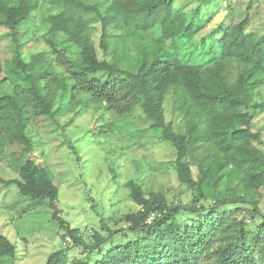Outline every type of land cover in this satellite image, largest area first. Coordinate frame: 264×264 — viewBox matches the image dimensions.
<instances>
[{
    "label": "trees",
    "instance_id": "obj_1",
    "mask_svg": "<svg viewBox=\"0 0 264 264\" xmlns=\"http://www.w3.org/2000/svg\"><path fill=\"white\" fill-rule=\"evenodd\" d=\"M43 1L49 4L48 14L40 17L47 47L30 63L23 53L21 29L37 19ZM97 22L105 53L116 48L112 36L126 37L140 54V62L135 64L120 54L101 59L88 31ZM198 23L197 14L184 20L170 0H111L106 6L84 0H0V25L8 29L13 41L6 72L15 81L0 79V154L8 157L7 146L18 142L25 156L12 160L18 176H0V183L16 185L21 194L39 204L48 200L51 208L57 207L58 190L41 181L39 166L30 158L34 141L27 130L34 117L55 115V97L61 89L73 95L85 92L86 97L76 103L97 100L120 113L140 104L153 120L152 127L161 129L162 139L175 146L178 179L196 190L194 203L171 205L159 193L146 196L132 181L131 196L142 209L126 215L129 231L113 230L105 223V233L93 232L92 242L87 240L89 234L72 227L55 210L52 218L65 227L72 244L52 252L44 264H264V212L262 222L251 229L241 221L233 231L219 230V207L247 204L259 210L264 152L255 145L262 136L251 127L250 116L245 126L237 124L239 108L249 104L220 68L203 72L176 51ZM244 26L242 21L232 28L221 24L217 29L226 57H234L244 47ZM98 72L111 78L103 80ZM169 88L182 104L193 108L185 134L174 131L165 119L163 102ZM192 165L198 167L197 178ZM206 183L212 185L209 191ZM207 198L216 204L198 205L197 200ZM183 213L195 215L198 227L193 223L191 231H184L179 224ZM217 237L223 242L211 250ZM73 247L82 250L80 256L70 255ZM16 253V244L0 232V264H17Z\"/></svg>",
    "mask_w": 264,
    "mask_h": 264
},
{
    "label": "rangeland",
    "instance_id": "obj_2",
    "mask_svg": "<svg viewBox=\"0 0 264 264\" xmlns=\"http://www.w3.org/2000/svg\"><path fill=\"white\" fill-rule=\"evenodd\" d=\"M84 1L106 6L111 0ZM170 1L174 11L184 20L195 14L199 19L193 34L177 46L179 56L200 66L203 72L220 68L249 104L239 108L237 124L245 126L250 116L251 127L262 136L255 145L264 152V0ZM48 8V2H41L36 12L37 19L21 29L23 53L30 63L47 47L40 17L48 14ZM242 21H245L244 33L247 35L244 47L234 57H226L223 55V37L217 29L221 24L232 28ZM91 26L88 30L90 39L101 59L120 54L135 64L140 62V54L126 37L112 36L110 40L116 48L105 53L100 47V23ZM7 32L8 29L0 25V79L6 77L9 82H15L6 72L13 57V41ZM96 75L103 80L111 78L103 72ZM85 97V92L73 95L58 89L55 115L34 117L27 130L34 141L30 158L39 166L41 181L58 190L57 207L51 208L48 200L39 204L21 194L16 185L0 183V232L16 244L17 264H44L52 252L65 244H72L67 239L70 235L65 227L52 218L55 210L72 227H79L84 234H89L87 240L91 242L93 232L105 233V223L110 224L113 230L123 228L128 232L131 223L125 220L126 215L142 209V205L131 196L132 181L142 187L146 196L159 193L171 205L179 202L192 204L197 199L196 190L178 179L175 146L162 139L161 129L152 127L153 120L140 104L130 112L120 113L97 100L76 103ZM163 107L165 119L171 123L172 129L185 134L193 108L182 104L172 88L165 93ZM23 148L22 144L12 142L7 146L9 156L0 154L1 177L18 176L12 160L25 158ZM192 173L194 178L198 177L196 165H192ZM224 185L228 188L227 182ZM210 186L205 184L208 191ZM258 194V211L247 204L219 207L216 215L222 219L220 233L233 231L241 221L247 229L262 222L264 185ZM197 202L208 208L216 204L212 198ZM246 211H249L248 215L244 214ZM153 218L154 215L150 220ZM179 218L184 231L187 228L191 231L193 226L199 225L195 224V215L183 213ZM193 223L195 225L192 226ZM217 238L212 242L211 250L222 244L223 239ZM71 251L70 255L74 257L82 253L75 247Z\"/></svg>",
    "mask_w": 264,
    "mask_h": 264
},
{
    "label": "built area",
    "instance_id": "obj_3",
    "mask_svg": "<svg viewBox=\"0 0 264 264\" xmlns=\"http://www.w3.org/2000/svg\"><path fill=\"white\" fill-rule=\"evenodd\" d=\"M67 239H68V241H69L70 243H72V237H71V236H68Z\"/></svg>",
    "mask_w": 264,
    "mask_h": 264
},
{
    "label": "crops",
    "instance_id": "obj_4",
    "mask_svg": "<svg viewBox=\"0 0 264 264\" xmlns=\"http://www.w3.org/2000/svg\"><path fill=\"white\" fill-rule=\"evenodd\" d=\"M63 243L65 244V242H63ZM65 245H66V244H65ZM65 245H64V246H65Z\"/></svg>",
    "mask_w": 264,
    "mask_h": 264
},
{
    "label": "clouds",
    "instance_id": "obj_5",
    "mask_svg": "<svg viewBox=\"0 0 264 264\" xmlns=\"http://www.w3.org/2000/svg\"><path fill=\"white\" fill-rule=\"evenodd\" d=\"M67 243V242H66Z\"/></svg>",
    "mask_w": 264,
    "mask_h": 264
}]
</instances>
